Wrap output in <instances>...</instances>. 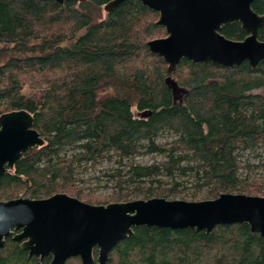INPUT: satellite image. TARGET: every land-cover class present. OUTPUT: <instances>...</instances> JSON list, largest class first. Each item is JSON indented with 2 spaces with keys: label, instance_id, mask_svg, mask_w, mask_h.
Masks as SVG:
<instances>
[{
  "label": "trees",
  "instance_id": "trees-1",
  "mask_svg": "<svg viewBox=\"0 0 264 264\" xmlns=\"http://www.w3.org/2000/svg\"><path fill=\"white\" fill-rule=\"evenodd\" d=\"M109 1L0 0V115L26 110L44 141L0 176V200L66 193L86 202L84 179L96 177L111 194L95 205L176 199L182 190L190 200L224 192L264 196V176H250L257 165L243 158L264 157V61L228 68L181 59L171 76L187 91L173 102L167 65L147 46L165 36L158 13L139 0L108 12ZM251 7L264 15V0ZM221 33L246 36L238 22ZM258 39L264 41V24ZM26 84L38 92L26 96ZM143 157L151 161H138ZM49 260L29 259L11 240L0 251V264ZM108 261L264 264V238L247 224L210 234L141 226ZM72 262L78 258L65 264Z\"/></svg>",
  "mask_w": 264,
  "mask_h": 264
},
{
  "label": "water",
  "instance_id": "water-1",
  "mask_svg": "<svg viewBox=\"0 0 264 264\" xmlns=\"http://www.w3.org/2000/svg\"><path fill=\"white\" fill-rule=\"evenodd\" d=\"M52 1L62 5L67 0ZM122 1H109L105 11ZM139 1L158 13L156 23L165 29V36L149 40L147 46L167 65L164 83L173 102L187 91L171 76L181 59L228 68L244 61L253 68L264 61V41L258 39L264 15L253 11L252 0ZM233 22L246 33L242 40L221 33ZM43 143L29 112L17 109L1 114L0 176L13 169L27 149ZM233 224H247L251 233L264 238V196L224 192L198 201L154 197L100 205L66 193L43 199L19 196L0 200V250L4 240L11 238L28 258L42 261L49 256L47 264H65L71 258H78L79 264H106L114 247L136 227L210 234L217 226Z\"/></svg>",
  "mask_w": 264,
  "mask_h": 264
},
{
  "label": "rangeland",
  "instance_id": "rangeland-1",
  "mask_svg": "<svg viewBox=\"0 0 264 264\" xmlns=\"http://www.w3.org/2000/svg\"><path fill=\"white\" fill-rule=\"evenodd\" d=\"M103 13H104V10H102V14ZM165 35H166V33H165ZM22 92L26 96H34L38 92V90L33 89L32 87H30V85L26 84L24 86ZM132 111L136 114L135 109H132ZM256 155H258V152H254L251 154H245L243 158H249L251 163H255V165H257L256 168L252 169L250 176H258V175L264 176V157H262V159L260 161L259 160L256 161L257 158L254 157ZM138 161L149 162V161H151V157L138 158ZM98 180H100V179L97 177L94 180L84 179V183H83L84 186L82 187L84 189V194H86V196H87V200L93 204H96V202L100 199V197H104V196L108 197V195L111 194L110 187L107 186L102 181H98ZM79 187H81V185H79ZM11 199H14V197ZM176 199L187 200V201H198V199L197 200H190L189 196H187L186 190H182L181 195L178 196V198H176ZM7 200H9V199H7ZM202 200H204V199H202ZM83 201H85V200H83ZM88 201H86V202H88ZM111 202L113 203L114 201H111ZM73 263L74 262H72V264ZM78 264H79V259H78ZM106 264H111V262L107 261Z\"/></svg>",
  "mask_w": 264,
  "mask_h": 264
},
{
  "label": "flooded vegetation",
  "instance_id": "flooded-vegetation-1",
  "mask_svg": "<svg viewBox=\"0 0 264 264\" xmlns=\"http://www.w3.org/2000/svg\"><path fill=\"white\" fill-rule=\"evenodd\" d=\"M7 240H11V241H13L11 238H7V239H5V241H4V246H5V243H6ZM13 242H15V241H13ZM16 243H18V242H16ZM18 244H19V247H20V243H18ZM4 246H3V247H4ZM2 249H3V248H2ZM2 249H1V250H2ZM20 249H21V248H20ZM1 250H0V251H1ZM27 256H28V254H27ZM47 257H48V256H47ZM45 258H46V257H45ZM29 259H31V258H29ZM42 261H43V260H42ZM42 261H40V262H42Z\"/></svg>",
  "mask_w": 264,
  "mask_h": 264
},
{
  "label": "bare ground",
  "instance_id": "bare-ground-1",
  "mask_svg": "<svg viewBox=\"0 0 264 264\" xmlns=\"http://www.w3.org/2000/svg\"><path fill=\"white\" fill-rule=\"evenodd\" d=\"M5 241V240H4ZM4 246V245H3ZM3 248V247H2Z\"/></svg>",
  "mask_w": 264,
  "mask_h": 264
}]
</instances>
